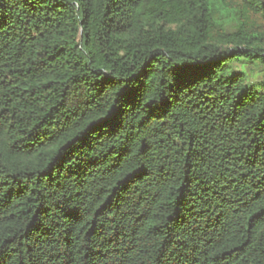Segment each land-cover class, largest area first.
<instances>
[{"label":"trees","instance_id":"16d2710c","mask_svg":"<svg viewBox=\"0 0 264 264\" xmlns=\"http://www.w3.org/2000/svg\"><path fill=\"white\" fill-rule=\"evenodd\" d=\"M0 264H264V0H0Z\"/></svg>","mask_w":264,"mask_h":264}]
</instances>
